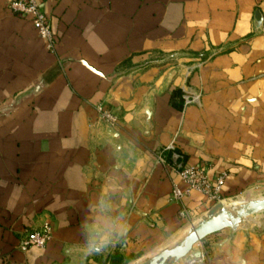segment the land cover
Listing matches in <instances>:
<instances>
[{
	"label": "crops",
	"instance_id": "crops-1",
	"mask_svg": "<svg viewBox=\"0 0 264 264\" xmlns=\"http://www.w3.org/2000/svg\"><path fill=\"white\" fill-rule=\"evenodd\" d=\"M11 1L0 0V264H110L181 243L216 204L172 198L186 188L173 142L224 177L220 199L264 181V0H40L55 50ZM44 223L52 240L22 251ZM190 258L264 264V220L206 237Z\"/></svg>",
	"mask_w": 264,
	"mask_h": 264
},
{
	"label": "built area",
	"instance_id": "built-area-1",
	"mask_svg": "<svg viewBox=\"0 0 264 264\" xmlns=\"http://www.w3.org/2000/svg\"><path fill=\"white\" fill-rule=\"evenodd\" d=\"M8 8L15 14L22 17H31L35 29L40 36L46 41L47 46L51 50L56 48V38L52 30L51 23L47 14L42 8L40 0H12ZM186 104L194 102L196 98L186 96ZM103 116L112 123L117 121L115 115L108 110H103ZM167 150L173 151L174 161L171 169L179 175L182 181L186 184V188H181L178 184L173 185L172 198L181 201L184 197L190 196L193 192H199L205 195L212 201L220 199L222 184L224 177L220 176L216 180H212L208 175L205 167L200 165H188L185 162L183 154L176 150L175 142L167 147ZM158 160L166 163L164 156H158ZM184 215L186 211L182 212ZM53 238V229L49 223H44L40 228L27 232L21 238L19 248L22 251H27L31 247L43 248Z\"/></svg>",
	"mask_w": 264,
	"mask_h": 264
},
{
	"label": "water",
	"instance_id": "water-1",
	"mask_svg": "<svg viewBox=\"0 0 264 264\" xmlns=\"http://www.w3.org/2000/svg\"><path fill=\"white\" fill-rule=\"evenodd\" d=\"M261 14V11L256 13L259 22H262ZM250 205L255 212L264 211V199H253L250 201ZM248 214L242 209L238 211V217L234 218L229 215V211L225 207L221 208L219 213L214 209L196 227L192 228L191 232L181 243L170 249L161 251L159 255L148 260L146 264H174L182 259H186L194 250L197 243L222 229L236 227L242 221V218Z\"/></svg>",
	"mask_w": 264,
	"mask_h": 264
},
{
	"label": "rangeland",
	"instance_id": "rangeland-1",
	"mask_svg": "<svg viewBox=\"0 0 264 264\" xmlns=\"http://www.w3.org/2000/svg\"><path fill=\"white\" fill-rule=\"evenodd\" d=\"M253 199H264V181L251 187L247 191L240 193L239 195H236V196H233L227 199H218L214 201V203L216 204L215 209L219 213L221 208H224V207L228 208L234 215L238 217V211L241 210V207H245L246 210H249L248 204H250V201ZM228 201H230L232 204H235L236 207H229L228 205H226L228 204ZM262 220H264V211L255 212L252 210V207H251L249 214L246 217L242 218V221L239 223L240 225H238L237 227L244 228L247 225H252L254 223H260ZM237 227H234V229H237ZM185 238L186 236H183L180 238V240H184ZM153 258L154 256H151L149 258H146V257L145 258L144 257L123 258L121 261V264H146L148 260H151ZM190 259L191 258L189 256L185 260H187L188 264L190 263L193 264V261H191ZM183 261L184 259L180 260L177 263L181 264L183 263Z\"/></svg>",
	"mask_w": 264,
	"mask_h": 264
},
{
	"label": "clouds",
	"instance_id": "clouds-1",
	"mask_svg": "<svg viewBox=\"0 0 264 264\" xmlns=\"http://www.w3.org/2000/svg\"><path fill=\"white\" fill-rule=\"evenodd\" d=\"M98 236H102L103 233L110 230V225L107 223V221L101 220L99 221L93 229ZM110 243L107 239H101L97 243L90 244L88 251L89 252H96L101 250L103 247H106L107 244Z\"/></svg>",
	"mask_w": 264,
	"mask_h": 264
},
{
	"label": "bare ground",
	"instance_id": "bare-ground-1",
	"mask_svg": "<svg viewBox=\"0 0 264 264\" xmlns=\"http://www.w3.org/2000/svg\"><path fill=\"white\" fill-rule=\"evenodd\" d=\"M240 201H241V200H240ZM243 202H244V201H243ZM236 203H237V202H236ZM226 205H228L229 207H236L235 204H232L230 201H228V204H226ZM249 205H250V204H248V208H249V210H246L245 207H244V208L241 207V210L244 209V210L246 211V213H249V211L251 210V206H249ZM238 207H239V206H238ZM226 209L229 211V215H230V216H232V217H234V218H237V216L234 215V214H233L228 208H226ZM238 224H239V223H238ZM191 230H192V229H191ZM191 230H190V232H191ZM190 232H189V233H190ZM189 233H188V234H189ZM188 234H187V235H188ZM193 251H194V250H193ZM193 251H192V252H193ZM192 252H191V254H192ZM191 254H190V255H191ZM190 255H189V256H190ZM189 256H188V257H189ZM188 257H187V258H188ZM184 260H185V259H184Z\"/></svg>",
	"mask_w": 264,
	"mask_h": 264
},
{
	"label": "trees",
	"instance_id": "trees-1",
	"mask_svg": "<svg viewBox=\"0 0 264 264\" xmlns=\"http://www.w3.org/2000/svg\"><path fill=\"white\" fill-rule=\"evenodd\" d=\"M123 258L124 257L122 255L116 254L110 261V264H121Z\"/></svg>",
	"mask_w": 264,
	"mask_h": 264
}]
</instances>
